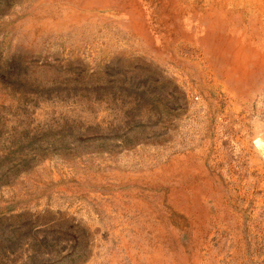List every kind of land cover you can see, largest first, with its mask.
I'll use <instances>...</instances> for the list:
<instances>
[{
    "label": "rangeland",
    "instance_id": "obj_1",
    "mask_svg": "<svg viewBox=\"0 0 264 264\" xmlns=\"http://www.w3.org/2000/svg\"><path fill=\"white\" fill-rule=\"evenodd\" d=\"M0 264H264V0H0Z\"/></svg>",
    "mask_w": 264,
    "mask_h": 264
}]
</instances>
